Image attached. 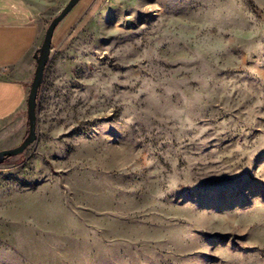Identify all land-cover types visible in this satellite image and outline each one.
<instances>
[{"label": "rangeland", "instance_id": "rangeland-1", "mask_svg": "<svg viewBox=\"0 0 264 264\" xmlns=\"http://www.w3.org/2000/svg\"><path fill=\"white\" fill-rule=\"evenodd\" d=\"M68 1L0 11L46 30ZM87 7L0 163V264H264V0Z\"/></svg>", "mask_w": 264, "mask_h": 264}, {"label": "crops", "instance_id": "crops-1", "mask_svg": "<svg viewBox=\"0 0 264 264\" xmlns=\"http://www.w3.org/2000/svg\"><path fill=\"white\" fill-rule=\"evenodd\" d=\"M88 2L81 3L69 22L62 20L58 24L53 46L62 43L68 30L88 8ZM45 32L43 24L34 18L22 20L0 11V122L27 113L28 93L37 64L35 52Z\"/></svg>", "mask_w": 264, "mask_h": 264}, {"label": "water", "instance_id": "water-1", "mask_svg": "<svg viewBox=\"0 0 264 264\" xmlns=\"http://www.w3.org/2000/svg\"><path fill=\"white\" fill-rule=\"evenodd\" d=\"M80 0H69L58 15L50 22L46 29L45 36L41 46L35 52L36 69L27 98V111L29 131L21 144L0 150V163L7 157L17 155L23 152L37 138L38 129V97L43 85L46 68L53 48V35L58 24L68 15V13L78 4Z\"/></svg>", "mask_w": 264, "mask_h": 264}]
</instances>
